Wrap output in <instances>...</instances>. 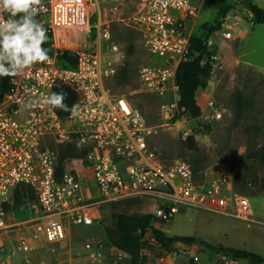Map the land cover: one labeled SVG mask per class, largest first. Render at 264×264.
Here are the masks:
<instances>
[{"label": "built area", "instance_id": "2783aa9c", "mask_svg": "<svg viewBox=\"0 0 264 264\" xmlns=\"http://www.w3.org/2000/svg\"><path fill=\"white\" fill-rule=\"evenodd\" d=\"M109 2L43 0L45 10L37 17L51 35L54 53L21 75L0 77V231L17 224L21 230L30 227V236L20 234L19 249L30 250L37 236L58 243L81 226L100 223L102 204L143 196L154 201L152 212L162 221H170L182 207L255 220L251 197L236 186L231 169L216 165L198 176L189 161L167 165L156 156L149 144L154 125L129 94L108 83L115 71L102 48V39L111 37L104 21ZM199 13L197 0H138L130 19L157 58L141 68V84L170 95L168 105L175 109L177 68L187 58ZM240 24L237 15L227 13L219 31L231 38ZM112 47L114 53L119 50L116 44ZM66 50L78 55L75 65L57 62L58 53ZM57 82L76 92V115L62 116L39 103ZM68 143L84 154L61 162ZM22 184L34 196L28 190L15 207L14 194ZM85 184L89 196L83 192ZM14 209L28 212L12 221ZM149 239L157 240L155 233ZM78 256L86 264H124L128 259L126 251L96 237L83 240Z\"/></svg>", "mask_w": 264, "mask_h": 264}, {"label": "rangeland", "instance_id": "374dc122", "mask_svg": "<svg viewBox=\"0 0 264 264\" xmlns=\"http://www.w3.org/2000/svg\"><path fill=\"white\" fill-rule=\"evenodd\" d=\"M197 1L200 13L193 24V33L207 36L209 47L218 54L217 59L211 57L213 68L207 86L197 92L202 107L200 116H179L177 109L168 105L170 95L162 96L143 88L141 68L157 58L146 46L142 31L130 21L138 0L106 3L108 12L104 21L109 23L111 37L102 39V48L107 61L115 68L108 83L116 91L129 94L148 122L154 125L149 144L165 164L189 161L198 176L216 165L231 169L235 175L241 167L248 177L241 188L251 197L255 220L182 207L170 221L156 217L153 226L170 235L195 234L216 245L247 248L264 256V164L249 156L264 144V23H257L241 0ZM253 1L264 7V0ZM227 13L241 20L231 38L219 31L220 22ZM36 19L42 23L41 18ZM113 44L119 47L116 53L112 51ZM239 97L243 99L241 103ZM189 134L195 135L196 147L184 143ZM89 183L93 184L90 178ZM83 192L90 195L88 185H84ZM154 204L151 198L143 196L130 207L121 204L120 209L149 213ZM14 210H11L12 221L28 212ZM112 211V203L102 204L100 223L88 230L73 231L58 243L37 236L30 250L17 247L21 233L30 236V227L21 230L17 224L8 232L0 231V264H28L29 261L33 264H86L78 256L82 242L96 237L105 244L111 243L107 227L114 225ZM139 233L145 242L143 252L147 256L140 264H249L248 259L235 258L200 242L175 241L168 247L163 246L157 240L150 241L154 235L152 227ZM130 257L128 253L124 264H130Z\"/></svg>", "mask_w": 264, "mask_h": 264}, {"label": "trees", "instance_id": "16d2710c", "mask_svg": "<svg viewBox=\"0 0 264 264\" xmlns=\"http://www.w3.org/2000/svg\"><path fill=\"white\" fill-rule=\"evenodd\" d=\"M241 2L253 12L255 21L257 23H264V7L255 3L253 0H241ZM226 11L227 10L224 12ZM47 37L48 39L45 42L44 47L47 49L48 54H53L54 49L51 45V35L48 30ZM207 39V36L203 37L200 34L193 33L190 39V48L187 58L182 60L177 68L176 80L179 85V101L177 112L179 116L181 114H187L195 118L200 116L202 113V107L197 99V92L200 88L207 86L208 78L213 68L211 55L214 51H212V49L209 47ZM57 56L59 58V64L62 66L75 65L78 60V55L72 50L60 52ZM3 86L4 88H8L6 82L3 83ZM61 91L67 94L65 103L71 107L74 100L76 99V92L68 85L59 82L55 83L52 92L58 93ZM239 100L241 103L243 101L242 97H239ZM55 110L62 116L70 113L60 109ZM184 143L188 146L196 147L195 135L189 134L184 140ZM83 154L84 150L71 143H68L66 148L62 151L61 162L66 157L81 156ZM249 156L254 157L264 164V144L251 151ZM247 182L248 177L244 175L243 169L239 167L235 175L236 186L240 190H243L241 187H243V185ZM28 190L30 191V196H34L32 189L25 184L20 185L16 189L14 194L15 207L18 206L22 197L27 193ZM136 201L137 198H131L112 202V218L114 219V225L107 227V233L111 243L130 254V264H140L147 260V256L143 252L145 242L142 241L139 230L146 229L148 227H152L157 240L166 247L175 241H181L185 243L200 242L235 258L248 259L249 264H259L264 262L263 255L247 248L224 244L216 245L195 234L170 235L163 229L153 226V220L156 217L152 212L137 213L120 209L121 204L126 205V207H130ZM78 229L74 231L80 232L82 229L88 230V228L84 226H81Z\"/></svg>", "mask_w": 264, "mask_h": 264}, {"label": "clouds", "instance_id": "9594fccd", "mask_svg": "<svg viewBox=\"0 0 264 264\" xmlns=\"http://www.w3.org/2000/svg\"><path fill=\"white\" fill-rule=\"evenodd\" d=\"M45 7L43 0H0V77H16L49 59L44 47L47 29L36 19ZM66 98L63 91L52 92L41 97L39 103L50 110L60 109L76 115L77 106L69 107Z\"/></svg>", "mask_w": 264, "mask_h": 264}, {"label": "crops", "instance_id": "0c3cea01", "mask_svg": "<svg viewBox=\"0 0 264 264\" xmlns=\"http://www.w3.org/2000/svg\"><path fill=\"white\" fill-rule=\"evenodd\" d=\"M256 3V2H255Z\"/></svg>", "mask_w": 264, "mask_h": 264}]
</instances>
